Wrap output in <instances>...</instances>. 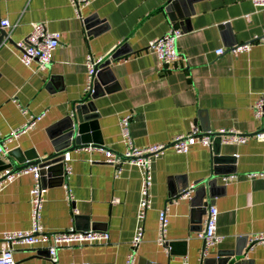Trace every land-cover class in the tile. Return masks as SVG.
Listing matches in <instances>:
<instances>
[{
    "label": "crops",
    "instance_id": "0c3cea01",
    "mask_svg": "<svg viewBox=\"0 0 264 264\" xmlns=\"http://www.w3.org/2000/svg\"><path fill=\"white\" fill-rule=\"evenodd\" d=\"M170 0H89L78 9L69 0H0V20L7 37L0 45V143L19 129L0 156V170L10 167V152L31 151L44 157L53 151V126L70 115L73 107L91 100L95 118L84 123L97 146L70 151L63 184L46 183L41 222L48 232L106 231L108 240L94 244L60 247L57 263L68 264H201L217 251L236 248L242 255L231 264H264V245L250 247L248 237L264 231V178L248 174L264 170V117L256 119L253 106L264 91V8L250 0H197L180 25L169 18ZM103 20L100 30L89 27ZM41 22L60 33L51 62L44 69L36 61L25 65L15 43ZM172 26L182 29L177 39L179 59L163 66L148 43ZM96 31V32H95ZM252 42L248 51L231 48ZM222 47L224 52L216 54ZM120 48L121 57L106 68L100 65ZM103 56L98 67L96 98L84 96L85 57ZM41 114L23 128L31 116ZM131 115L130 135L136 147L170 143L193 127L204 125L212 132L232 129L247 135L243 144L221 142L220 155L234 156L222 164L211 205L219 211L216 233L222 240L202 253L208 210L197 213L198 182L213 171V149L193 145L186 153L172 147L151 165V205L142 221V240L135 249L131 241L138 224L137 208L142 174L128 162L112 165L105 152L121 155L125 150L120 119ZM90 115V114H88ZM31 152L29 154H31ZM9 165V166H8ZM234 174L224 182L222 177ZM31 172L19 170L0 189V237L3 232L30 227ZM186 187L188 193L171 196ZM68 193L71 198H68ZM166 210L165 240L159 244L158 213ZM199 218V222L195 219ZM0 246L4 242L0 240ZM133 250V251H132ZM15 264H54L45 249L13 245Z\"/></svg>",
    "mask_w": 264,
    "mask_h": 264
},
{
    "label": "built area",
    "instance_id": "2783aa9c",
    "mask_svg": "<svg viewBox=\"0 0 264 264\" xmlns=\"http://www.w3.org/2000/svg\"><path fill=\"white\" fill-rule=\"evenodd\" d=\"M70 3L78 9L81 5L88 3L89 0H69ZM254 6L264 8V0H250ZM2 28L9 27L8 20L0 21ZM182 35V29L177 26H172L165 34L154 38L148 43V49L155 53L158 60L163 66H170L175 63L180 54L177 49V39ZM60 33L56 31H49L41 22H34L31 24L29 33L21 40L15 43V47L19 51V58L25 65H29L32 61H36L39 69H44L51 62L52 53L59 44ZM258 41L264 43V29L262 36ZM252 42L238 44L231 48L234 53L248 51ZM224 49L222 47L215 50L216 54H222ZM104 57H95L88 53L85 57L86 67V81L84 86V96L86 98L92 96L95 92V80L99 65L103 62ZM253 113L256 119L264 117V91L260 93L253 106ZM41 118V114L31 116L23 128L34 124ZM130 119L131 115H125L120 119V128L122 139L126 145L124 152L121 155L113 153L110 150L105 152V161L112 165H120L122 162H128L136 165L141 170L142 181L140 187V196L137 208L138 224L135 229L134 236L131 241L132 249H135L142 240L143 226L142 221L145 217L146 210L151 205L152 185L151 165L155 158L160 156L165 149L172 147L180 153H186L190 147L196 144L210 147L212 144V137L209 133L201 131L197 127H193L186 133L176 135L170 143L152 144L144 148L136 147L130 135ZM20 130H12L2 139L0 143V156H6L8 149L6 144L16 138ZM221 135V140L226 144H243L247 141V135L240 134L232 129H220L216 132ZM256 139H264V131L256 132L253 135ZM69 161V154L64 156V168L68 170L66 162ZM10 167H5L0 170V189L8 181H11L18 173H12ZM31 172L33 176V184L29 191L30 200V227L24 230L6 231L1 234L0 240L4 242V246H0V264H15L13 256V245L20 244L23 246H30L34 248H43L47 251L50 260L57 263V251L60 247L72 246L76 244H94L102 243L108 240V233L106 231L98 230H77L69 229L64 231L48 232L44 229L41 217L44 203V193L46 187L42 186L40 180V172L37 166L23 169ZM249 177L264 178V170L256 171L248 174ZM234 174L225 175L222 177L224 182L233 179ZM189 191V190H188ZM187 191V193H188ZM187 193L183 194L186 195ZM182 196V195H181ZM68 198L71 195L68 193ZM219 211L214 205L208 208V216L203 233L198 235L204 237L205 243L202 249L204 254L206 249L222 240L220 235L216 233L217 221ZM168 225V215L166 210H161L158 213V238L159 244L164 242L166 227ZM248 241L250 247L260 244L264 245V231L254 232L249 235ZM133 251V250H132ZM134 259V253L128 255V264ZM68 264H76L70 262ZM80 264H90L89 262H82Z\"/></svg>",
    "mask_w": 264,
    "mask_h": 264
},
{
    "label": "water",
    "instance_id": "95a60500",
    "mask_svg": "<svg viewBox=\"0 0 264 264\" xmlns=\"http://www.w3.org/2000/svg\"><path fill=\"white\" fill-rule=\"evenodd\" d=\"M196 1L197 0H170L166 7L169 18L174 21L180 20V25H183L184 23L187 25V21L185 22L183 20L193 11L192 4ZM102 23H104L103 20H93L89 27L93 30H96V28H98L97 30H100ZM183 28L184 27H182V30ZM6 37V31L0 26V45L4 42ZM125 53V51H121L120 48H118L112 53L109 59L100 65V67L106 68L112 59L121 57ZM91 97L93 99L96 98V93ZM95 111V107L91 100L77 103L73 107L70 115L65 116L53 126V130L55 131L51 138L53 151L44 157H38L31 151V154H29V151L17 153L10 152L9 155L13 158V160H10L9 164L12 166L11 172L15 173L28 167L37 166L41 175L40 180L42 186L45 187L46 183L63 184L66 177L64 168L65 154L75 149L87 146H97L93 142L91 133L88 131V128L93 129L94 126L91 125L90 127H86V125H84V123L95 118V115H91L94 114ZM201 131L209 133L212 137V159L214 166L212 173L207 178L199 181L198 187L195 190V207L199 209L197 213L207 211L212 204L211 199L215 196L214 190L217 186V176L234 171L233 168L231 171H225L222 166L225 162L234 160V156L220 155V146L222 142L221 135L212 132L210 127L205 125ZM187 191L186 187H180L176 190L172 189L171 196H181L187 193ZM199 220V218L195 219L196 222H199ZM241 255L242 250H240V248L229 251H217L214 255L204 257L201 264H231V259L233 257Z\"/></svg>",
    "mask_w": 264,
    "mask_h": 264
}]
</instances>
